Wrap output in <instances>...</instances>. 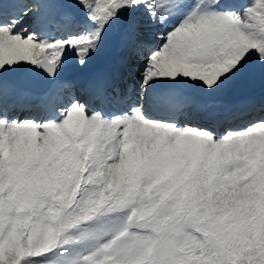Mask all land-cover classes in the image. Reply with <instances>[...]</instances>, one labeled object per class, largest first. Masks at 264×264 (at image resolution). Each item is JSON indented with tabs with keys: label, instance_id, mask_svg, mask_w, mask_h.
Returning <instances> with one entry per match:
<instances>
[{
	"label": "snow or ice",
	"instance_id": "obj_1",
	"mask_svg": "<svg viewBox=\"0 0 264 264\" xmlns=\"http://www.w3.org/2000/svg\"><path fill=\"white\" fill-rule=\"evenodd\" d=\"M0 264H264V0H0Z\"/></svg>",
	"mask_w": 264,
	"mask_h": 264
},
{
	"label": "rangeland",
	"instance_id": "obj_2",
	"mask_svg": "<svg viewBox=\"0 0 264 264\" xmlns=\"http://www.w3.org/2000/svg\"><path fill=\"white\" fill-rule=\"evenodd\" d=\"M110 54H111V53H109V52H105L104 54H102V57L97 58V61H99V63H102L103 60H104V58H105L107 55H110ZM69 71H70V73H72V74H70V75H73V77L76 76L78 70H77V67L75 66V63H74L73 60H70V61H69V63L66 65V67H65L63 73H67V72H69ZM228 97H229V98H232V97H231V94H229L228 96L224 97V99H226V98H228ZM221 99H223V97H222Z\"/></svg>",
	"mask_w": 264,
	"mask_h": 264
},
{
	"label": "bare ground",
	"instance_id": "obj_3",
	"mask_svg": "<svg viewBox=\"0 0 264 264\" xmlns=\"http://www.w3.org/2000/svg\"><path fill=\"white\" fill-rule=\"evenodd\" d=\"M68 73H69V72H67V73H63V74H62L63 77L67 76ZM225 97H226V96H225ZM228 99H231V98L228 97V98L224 99V97H223V99H221V102H224V101H226V100H228Z\"/></svg>",
	"mask_w": 264,
	"mask_h": 264
}]
</instances>
